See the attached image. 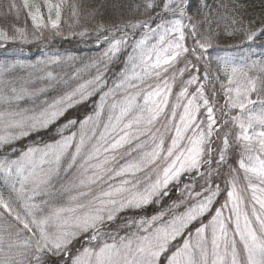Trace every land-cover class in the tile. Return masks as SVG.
<instances>
[{
	"label": "snow or ice",
	"instance_id": "1",
	"mask_svg": "<svg viewBox=\"0 0 264 264\" xmlns=\"http://www.w3.org/2000/svg\"><path fill=\"white\" fill-rule=\"evenodd\" d=\"M22 7L41 35L50 30L59 36L66 10L79 25L82 15L85 21L102 16L105 5L83 11L76 0H23ZM246 7L229 9L217 0L213 8L208 0H199L190 14V0H144L140 15L146 19L97 21V43L108 46L91 65L76 70L70 79L79 80L88 67L96 75L74 87L48 70L60 63L59 56L28 65L0 62V148L48 129L75 104L99 96L93 114L56 129L58 139L30 145L14 158L0 156V179L9 190L7 197L0 192V218L14 221L9 229H0V264H53L49 258H58L54 264H161L162 256L166 264H264V59L210 51L221 47V23L228 36L243 32L241 44L264 36V17L246 18L239 12ZM20 10L15 0L7 6L17 18ZM88 32L83 27L70 35ZM10 41L31 42L24 28L14 27L12 35L0 28V47ZM121 53H126L124 66L109 87L105 72ZM188 54L197 63L187 61L178 74L189 68L194 74L173 100L177 73L167 74ZM37 65H44L38 69L44 75L36 79L46 86L28 87L34 83L32 72L21 78L19 87L6 78L17 67L36 70ZM216 84L226 108L219 122L205 91L211 85L215 96ZM58 86L70 90L39 99ZM25 98L33 101L31 107H19ZM228 124L237 129L238 165L246 188L239 186V173L232 168L226 199L215 207L221 188L212 178L228 162L231 130L224 132L221 147L214 144ZM126 146L124 154L131 158L119 164L117 156ZM61 172L70 179L53 191V178ZM185 176L190 182L179 188L181 199L151 216L134 215L117 223L122 213L158 203ZM198 179L204 182L199 191ZM85 235L87 246L73 252L74 242Z\"/></svg>",
	"mask_w": 264,
	"mask_h": 264
},
{
	"label": "trees",
	"instance_id": "2",
	"mask_svg": "<svg viewBox=\"0 0 264 264\" xmlns=\"http://www.w3.org/2000/svg\"><path fill=\"white\" fill-rule=\"evenodd\" d=\"M11 2V0H0V11L4 12L3 15H0V28L6 29L10 35L14 34V27L24 28L26 30L28 39L31 41L30 43H21L20 41L15 42H7L4 47H0V60L8 57L4 52L13 50L15 53H20V51L33 52L38 51L42 45H40V38L35 36L33 33V25L31 23L30 17L27 16V10L23 9L22 1L15 0V3L20 6V16L16 17L15 11L9 13L7 11V6ZM71 2V0H70ZM76 2L81 6L83 11L91 10L99 5L101 2L104 3L105 7L103 8V15H98L95 20L85 21L83 19V15L81 16V23L79 25L74 24L72 17L69 11H65L62 15V23H61V31H62V39L60 40V48L69 51L70 53L76 55L78 58L74 63L61 65L62 72L66 74L68 77L72 72L77 69L84 68L87 65L88 61H94L99 58L97 49L91 50L90 47L85 46L86 40H89L96 36L94 31L95 23L97 21L103 20L106 24L118 21L120 17H123L125 20L127 19H146L145 16L140 15L143 11L144 0H76ZM208 3L216 8L217 0H208ZM219 3H225L229 6V9L235 7L237 4L246 5V8L239 9V12L245 13L246 18H251L256 15H260L264 17V0H219ZM115 5L116 7H113ZM136 5H140L138 11H132ZM199 7V0H190V8L189 13L193 14L196 12V9ZM221 13H223L224 9H219ZM72 25V27H69ZM83 27H87L89 32L84 35H70L72 32H80ZM215 27V24H213ZM238 27V26H237ZM228 30H231L230 28ZM220 36L217 38V43L221 46L220 49L210 50V51H220L223 53L225 50L234 53L237 56H249L251 59H264V36L258 37L256 40L250 43H243L241 41L245 39L243 32H237L233 36H228L225 33L224 24L221 23V27L219 29ZM87 37V38H86ZM57 40L54 42L56 43ZM3 43V42H0ZM239 45L238 48H230L226 49V45ZM91 51L97 52L93 53ZM125 59L124 53L120 55V57L114 60L111 64L108 65V71L105 72V79L108 82V85L113 83V79L117 78L119 71L123 68V60ZM94 67H88L85 69L88 73L94 70ZM95 71V70H94ZM13 76L15 80H17V76L11 73L9 77ZM8 78V77H6ZM11 78V77H10ZM72 85V81L69 82ZM65 89V88H64ZM54 94V93H53ZM50 94L48 98L53 96ZM52 98V97H51ZM97 97L94 96L90 98L88 101L80 103L77 106L69 109L64 116L59 118L53 125H51L48 129H44L35 133H32L29 137L23 138L17 141L16 145H7L0 149V156L5 154L9 156L18 155L21 151L26 150V148L30 145H38L47 142H51L54 139H58L59 137L56 134V129L61 125L65 124L68 120H83L86 116L92 114L95 109V102ZM15 148L14 155H10L9 151ZM1 185V184H0ZM9 193L8 188L3 189V194ZM225 194V192H222ZM177 197V194L173 193L169 197V201L174 200ZM223 198H219V201H222ZM158 212V205L152 204L149 205L146 209L133 213L132 211H128L121 214V219L118 220V223H121L123 218L133 217L134 215H143V216H151L153 213ZM7 222L14 223L11 217H7L4 219ZM9 223V224H10ZM58 258H49L50 261L55 262ZM165 259V258H164ZM164 259L161 261L163 263Z\"/></svg>",
	"mask_w": 264,
	"mask_h": 264
},
{
	"label": "rangeland",
	"instance_id": "3",
	"mask_svg": "<svg viewBox=\"0 0 264 264\" xmlns=\"http://www.w3.org/2000/svg\"><path fill=\"white\" fill-rule=\"evenodd\" d=\"M21 1L23 3V0H21ZM125 31L131 33L133 30L132 29H125ZM33 33H34L35 36H38V38H40V41H41L40 45H42V46H41V48L38 51H33V52L20 51V53L18 54V53H15L13 50L10 49L9 51L4 52L8 57H6L3 60H0V62L14 63V62L19 61V62H22L25 65H28V64H36V62L38 60H46L49 57L59 56V57H61L60 63L59 64L48 65L47 66L48 70L52 71L58 77H62L65 80H69V82L72 81V86L73 87L76 85V83H82L84 80L90 79L91 77L96 75V69H94L95 71L92 70L90 73H88L87 71L84 70L81 73V76H80L79 80L70 79L71 77H73V75L76 73V71L72 72L67 77L66 74L64 72H62L61 65L74 63L75 60L78 57L76 55L70 53L69 51L60 48V45H61L60 44V42H61L60 40L63 38L62 37L63 35H59V36L54 35L50 30H43V34L41 35V32L36 31L34 29V27H33ZM139 34H140V30H136L137 37L139 36ZM56 40H57V42L54 43ZM86 41L87 42H86L85 46L90 47L89 49L94 50V51H96L95 49H97V52H98V55H99L98 57H100L102 55V53L104 52V50L108 46L107 43L98 44L96 36L91 38V39H89V40H86ZM187 43H188V46L191 47V44H192L191 40H189ZM94 51H91V52L97 53V52H94ZM128 51H130V49H128ZM124 55H125V58H126V53H124ZM68 57H71L72 59L69 60ZM92 61H90V62L88 61L87 65H91ZM187 61H191L192 63H197V61L195 60V57L192 56L191 54H188L186 59H181L175 65V68L174 69H170L169 73L167 74V75L170 76V75H172L173 72L177 73L176 81H175V84H174V87H173V97H172L173 100H174L175 94L177 92H179L180 88L183 86L184 81H186L192 74H194V70L191 69V68H189L188 71H185L183 76H180L178 74L179 69L184 68L185 64L187 63ZM43 67H44V65H37V69L36 70L29 69V68L17 67L12 72L8 73L6 75V77H8L7 79L11 80V79H14V78H12L13 76H10L11 77L10 78L9 74L13 73V74H15V76L18 75L17 80H16L17 81L16 86L19 87L21 78H26L28 76L29 72H32L33 73L34 83L31 84V85H28V87H30V88L43 87V86H46L47 82L46 81H41L39 79H36L37 76L44 75V73L42 71L38 70V69L43 68ZM199 67H200L201 74H202V72H203L202 64L199 65ZM201 79H202V75H201ZM114 80H116V78H114L112 81H114ZM111 85H112V83L109 84L108 86L110 87ZM195 87H196L195 85L191 86L189 88V91L190 92L195 91ZM66 90H70V89H64L63 86H58L57 89H55V90L50 89L47 93L42 94L39 99H41V100L42 99L51 100L55 96L62 95L63 92L66 91ZM5 91H7V89H5ZM205 91H206V95L209 96V99L212 100L214 102V104H215V108L217 110L216 111V116L218 118V122L222 121L223 119H225V117L223 116V112L226 111V108H225V98H224L223 92L219 88V84L215 85V96H213V88H212L211 85H207ZM50 94H53V96H51L52 98L51 97L48 98V96ZM94 96L97 97V100L95 102V106H96V103L99 100V96L98 95H94ZM94 96H92V97H94ZM92 97H90V98H92ZM88 100H86V101H88ZM86 101H83V102H86ZM36 102L39 103V100H37ZM83 102H80V103H83ZM80 103H77L74 106H77ZM32 104H33L32 100L25 98L24 100L19 102V107H21V108L31 107ZM71 108H69V109H71ZM202 111H203V109H202ZM162 123H163V121H161L160 124H157V127H161ZM229 130H231V132H232V135L229 137L230 141L232 142V147H230V149H229L228 162L223 167H221L220 170H219V173L218 174H214L213 178H212L214 183L215 184H219L220 188H221V194L217 197L218 203H216L215 207H220V205L223 204L225 199H226V192H225V189L227 187L226 181L229 180L230 177L233 175V173L231 171L232 168L237 169V171L239 173V186L242 189L246 188V182L243 179V173L239 171V165H238V160L240 158V148H239V145L236 144V142H235V134H236L237 129L232 128L231 124L225 125L223 128H221V132H220L221 139H217L215 141L214 147L218 149L219 147L222 146L223 134H224V132H227ZM15 143L12 144V145H16ZM127 147L128 146H126L125 149L120 150V153L117 156V160H118L119 164H123L128 159L131 158V157H129V156L124 154L126 152V150H127ZM14 153L15 152H13L12 149L9 151L10 155H14ZM135 155H136V153L133 152L132 156H135ZM15 156L16 155H14V157ZM11 157H13V156H11ZM213 167H215V164H213ZM140 175H141V178H142L143 174H140ZM67 179H70V177H65L63 172H61L58 177H54L53 178V185H54L53 191H56L57 189H59L60 186L63 183L66 182ZM188 182H190V177L185 176V177H182V183L179 186H170L171 191H170L169 195L163 197L158 203H154V204L158 205V212L161 211L162 209H166L169 205L172 204L173 201L181 199L182 197L180 195L179 188L183 187V183H188ZM203 183H204L203 180H199L198 179L196 181V190L197 191L200 190V185H202ZM0 184H1L0 185V192H3V189L7 188V186H5V184H4L2 179H0ZM222 192H225V194H222ZM173 193L177 194V197L174 200L169 201L168 199L171 196V194H173ZM8 194L9 193L5 194V196L7 197ZM244 195H245V198H246V202H250V197H251L250 191L244 192ZM219 198H223V200L219 201ZM177 211H183V206L181 208L177 209ZM249 211H250V206H249ZM156 213L157 212H155L153 214H156ZM225 214H227V213H225ZM128 218H131V217H128ZM207 219H210V217H206L205 218V222H207ZM9 223L10 222H7L6 220H4V218H0V229H9ZM117 223H118V221H117ZM111 227H112V229H115L116 225H112ZM3 234L5 236H7V232H4ZM121 234H123V232ZM84 246H87V237H86V235L80 237L77 241L74 242V244L72 246L73 247V252H75L78 249H82ZM163 259H164V257L162 256L161 257V261ZM161 264H166L165 259H164L163 263L161 262Z\"/></svg>",
	"mask_w": 264,
	"mask_h": 264
}]
</instances>
